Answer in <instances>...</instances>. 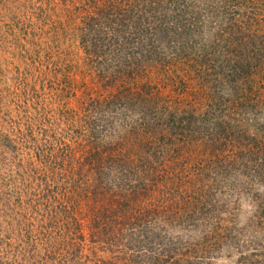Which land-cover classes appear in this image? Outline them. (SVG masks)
I'll return each mask as SVG.
<instances>
[{"label": "rangeland", "instance_id": "rangeland-1", "mask_svg": "<svg viewBox=\"0 0 264 264\" xmlns=\"http://www.w3.org/2000/svg\"><path fill=\"white\" fill-rule=\"evenodd\" d=\"M0 264H264V0H0Z\"/></svg>", "mask_w": 264, "mask_h": 264}, {"label": "trees", "instance_id": "trees-1", "mask_svg": "<svg viewBox=\"0 0 264 264\" xmlns=\"http://www.w3.org/2000/svg\"><path fill=\"white\" fill-rule=\"evenodd\" d=\"M95 156H97V154H95ZM97 160H98V156H97Z\"/></svg>", "mask_w": 264, "mask_h": 264}]
</instances>
